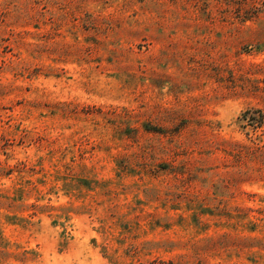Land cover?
<instances>
[{
  "label": "rangeland",
  "instance_id": "1",
  "mask_svg": "<svg viewBox=\"0 0 264 264\" xmlns=\"http://www.w3.org/2000/svg\"><path fill=\"white\" fill-rule=\"evenodd\" d=\"M0 264H264V0H0Z\"/></svg>",
  "mask_w": 264,
  "mask_h": 264
}]
</instances>
